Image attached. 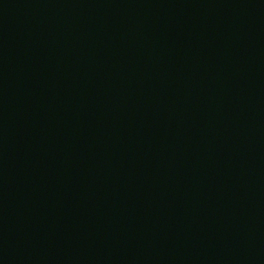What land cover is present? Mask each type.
<instances>
[{
  "label": "water",
  "instance_id": "95a60500",
  "mask_svg": "<svg viewBox=\"0 0 264 264\" xmlns=\"http://www.w3.org/2000/svg\"><path fill=\"white\" fill-rule=\"evenodd\" d=\"M0 264H264V0H0Z\"/></svg>",
  "mask_w": 264,
  "mask_h": 264
}]
</instances>
